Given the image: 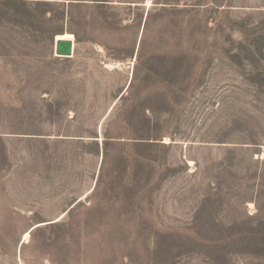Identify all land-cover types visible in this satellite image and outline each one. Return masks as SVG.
I'll return each mask as SVG.
<instances>
[{
    "label": "rangeland",
    "instance_id": "1",
    "mask_svg": "<svg viewBox=\"0 0 264 264\" xmlns=\"http://www.w3.org/2000/svg\"><path fill=\"white\" fill-rule=\"evenodd\" d=\"M0 264H264V0H0Z\"/></svg>",
    "mask_w": 264,
    "mask_h": 264
},
{
    "label": "water",
    "instance_id": "2",
    "mask_svg": "<svg viewBox=\"0 0 264 264\" xmlns=\"http://www.w3.org/2000/svg\"><path fill=\"white\" fill-rule=\"evenodd\" d=\"M74 43L70 40L55 41V54L59 57L71 58L73 56Z\"/></svg>",
    "mask_w": 264,
    "mask_h": 264
},
{
    "label": "bare ground",
    "instance_id": "3",
    "mask_svg": "<svg viewBox=\"0 0 264 264\" xmlns=\"http://www.w3.org/2000/svg\"><path fill=\"white\" fill-rule=\"evenodd\" d=\"M72 39H74V36L73 35H70V34H68V35H66V36H64L63 38H59L58 39V41H60V40H72ZM74 43V42H73ZM56 55V54H55ZM57 56V55H56ZM59 57V56H58ZM30 238V233H27L26 234V237H25V240H28Z\"/></svg>",
    "mask_w": 264,
    "mask_h": 264
},
{
    "label": "trees",
    "instance_id": "4",
    "mask_svg": "<svg viewBox=\"0 0 264 264\" xmlns=\"http://www.w3.org/2000/svg\"><path fill=\"white\" fill-rule=\"evenodd\" d=\"M54 224H56V223H54ZM35 229H37V228H35ZM35 229H34V230L31 229V230L29 231V232H30V237H31L32 232L35 231Z\"/></svg>",
    "mask_w": 264,
    "mask_h": 264
},
{
    "label": "crops",
    "instance_id": "5",
    "mask_svg": "<svg viewBox=\"0 0 264 264\" xmlns=\"http://www.w3.org/2000/svg\"><path fill=\"white\" fill-rule=\"evenodd\" d=\"M58 41V40H57ZM72 41V40H71Z\"/></svg>",
    "mask_w": 264,
    "mask_h": 264
}]
</instances>
